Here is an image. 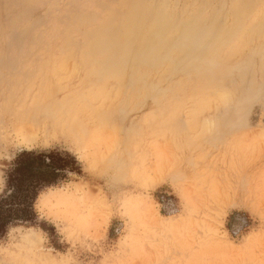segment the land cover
Segmentation results:
<instances>
[{
	"label": "rangeland",
	"instance_id": "obj_1",
	"mask_svg": "<svg viewBox=\"0 0 264 264\" xmlns=\"http://www.w3.org/2000/svg\"><path fill=\"white\" fill-rule=\"evenodd\" d=\"M132 1L0 0V130L20 121L72 136L102 129L117 150L103 176L89 179L110 194L134 190L133 184L120 183L132 145L158 141L188 182L168 180L146 203L158 234L156 246L146 248L148 264H264V244L254 247L247 239L264 232V196L257 192L264 188V141L259 139L264 135V25L246 19L243 31L222 34L234 3L212 0L217 20L193 38L189 53L180 54L165 75L163 69L129 62L115 76L106 71L104 52L90 55V32L104 25L117 28ZM142 1L144 8L161 5ZM188 1L166 0L163 7L175 22H183V12L199 0ZM262 1L255 8L264 7ZM216 43L223 44L221 61L202 60L198 52ZM228 49L233 54L225 61ZM108 52L119 55L120 46ZM221 92L231 103L219 102ZM24 113L31 115L25 119ZM33 151L69 154L75 162L71 171L82 174L66 150ZM188 200L199 207L196 223L187 218ZM35 215L33 210L29 221L35 223ZM40 226L63 251L66 245L58 243L54 227ZM121 229L122 221L114 217L109 241Z\"/></svg>",
	"mask_w": 264,
	"mask_h": 264
},
{
	"label": "clouds",
	"instance_id": "obj_2",
	"mask_svg": "<svg viewBox=\"0 0 264 264\" xmlns=\"http://www.w3.org/2000/svg\"><path fill=\"white\" fill-rule=\"evenodd\" d=\"M218 98L223 104L231 102L226 92L219 93ZM5 139L7 143L0 147V194L5 193L6 172L20 151L59 147L75 157L82 174L64 169L62 177L38 190L32 205L35 223L16 219L0 236V264H148L146 248L156 246L158 234L151 226L146 203L151 193L168 180L188 182L158 141L145 147L132 145L120 183H131L134 190L110 194L89 179L103 176L117 150L102 129H94L87 136H72L59 128L20 121L6 131L0 130V143ZM259 139L264 141V135ZM257 192L264 196V188H257ZM187 205V218L196 223L199 207L192 200ZM114 217L122 221V229L115 240L109 241ZM40 222L54 227L58 243L66 245L63 251L52 245ZM247 239L259 247L264 244V232L250 234ZM84 257L90 260L84 261Z\"/></svg>",
	"mask_w": 264,
	"mask_h": 264
},
{
	"label": "bare ground",
	"instance_id": "obj_3",
	"mask_svg": "<svg viewBox=\"0 0 264 264\" xmlns=\"http://www.w3.org/2000/svg\"><path fill=\"white\" fill-rule=\"evenodd\" d=\"M210 1L212 0L197 1L198 3H195L193 5L195 7L191 11L187 10L183 12V14L187 15L186 17L182 15V17L185 18L183 22H181V20L180 22H178V20L175 22V20H173L166 8L163 7V3H166V0H160L159 3H161V5L158 4L159 6H155L154 9L146 7L144 8V2L142 0H133L129 5V9L125 15V19H123V21L120 23V25H118L117 28H110L108 25H104L101 29L92 30L90 32L91 37L88 42L90 55L92 56L96 52L103 54L104 52L105 58L103 63H105L106 65V71L109 74L115 76H118L119 73L121 75L122 66L128 65L129 62L132 64L142 65L143 67L149 68L150 70L154 67L160 69V71L161 69H163L164 74L165 70L172 67L173 64H175L178 60L181 59L182 56L180 54L186 56L189 53L190 46H192L193 38L198 37L207 32V24H212L217 20V12L215 9H212L210 7ZM231 1L234 3V5L229 13L230 24L226 22L228 26L225 25L226 27L219 30V32H221L222 34L238 30L241 32L243 31L242 29L244 28V23L246 19L247 21H250L252 26H255L257 24L264 25V7H261V9L255 8L260 0ZM172 8L174 7L172 6ZM206 8L209 10V15L205 14ZM145 14H147L148 16L145 17ZM102 35H105L106 37L103 38L101 37ZM114 46L115 48L120 46V56L117 54L109 55L108 50L110 51V49H112ZM222 46V43H216L207 52L205 49L199 51L198 55H201L200 57H202V60L212 59L213 62L221 61L220 53L222 50ZM132 48L133 50L135 49L134 53H129V50ZM228 51H230V54L226 57L225 61L230 59L233 54L231 49H228ZM159 57H161V59H159ZM203 79L205 78L203 77ZM224 86L225 84L222 83V87H220L222 89L224 88L225 90L226 88ZM29 115L31 114L24 113L22 116L25 117V119H28ZM23 117L22 119H24ZM18 118L20 119L21 116L19 115ZM27 123L28 125H32L29 122Z\"/></svg>",
	"mask_w": 264,
	"mask_h": 264
},
{
	"label": "trees",
	"instance_id": "obj_4",
	"mask_svg": "<svg viewBox=\"0 0 264 264\" xmlns=\"http://www.w3.org/2000/svg\"><path fill=\"white\" fill-rule=\"evenodd\" d=\"M69 154L56 152L22 151L16 155L6 175L5 197L0 199V236L9 223L16 219L29 220L38 190L63 176V170H75ZM42 170H51V178H43ZM11 189V192H8Z\"/></svg>",
	"mask_w": 264,
	"mask_h": 264
},
{
	"label": "flooded vegetation",
	"instance_id": "obj_5",
	"mask_svg": "<svg viewBox=\"0 0 264 264\" xmlns=\"http://www.w3.org/2000/svg\"><path fill=\"white\" fill-rule=\"evenodd\" d=\"M40 169H41V168H40ZM41 171H42L43 174H44V175H43V178H51V177H52V173H51L52 171H51V170L47 171V170H42V169H41ZM6 192H7V191H6ZM6 192H5V193H6ZM4 197H5V194H4V195H1V196H0V199H2V198H4Z\"/></svg>",
	"mask_w": 264,
	"mask_h": 264
}]
</instances>
